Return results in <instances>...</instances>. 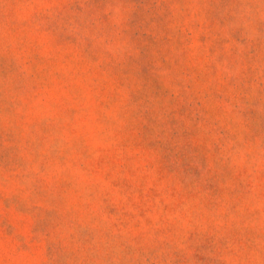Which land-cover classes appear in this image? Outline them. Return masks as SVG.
Masks as SVG:
<instances>
[{"label":"rangeland","instance_id":"374dc122","mask_svg":"<svg viewBox=\"0 0 264 264\" xmlns=\"http://www.w3.org/2000/svg\"><path fill=\"white\" fill-rule=\"evenodd\" d=\"M0 264H264V0H0Z\"/></svg>","mask_w":264,"mask_h":264}]
</instances>
